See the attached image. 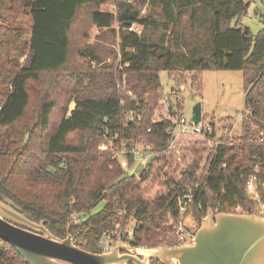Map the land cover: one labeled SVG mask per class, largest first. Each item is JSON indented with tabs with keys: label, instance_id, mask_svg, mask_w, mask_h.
Here are the masks:
<instances>
[{
	"label": "trees",
	"instance_id": "16d2710c",
	"mask_svg": "<svg viewBox=\"0 0 264 264\" xmlns=\"http://www.w3.org/2000/svg\"><path fill=\"white\" fill-rule=\"evenodd\" d=\"M105 1L0 0V197L10 198L28 218L43 220L53 235L70 233L76 245L91 252H100L102 230L115 220L124 225L126 217L115 213L119 207L133 212L135 244L175 245L162 223L168 212L177 213L175 195L186 185L200 190L191 205L200 215L208 207L254 213L246 181L255 166L264 175V140L258 141L250 121L242 119L238 139L220 136L219 144V132L231 128L232 118L223 119L218 130L210 120V135L180 132L173 137L167 131L171 118L151 121L153 110L163 107L157 103L159 72L199 69L241 70L245 109L254 116L252 122L264 121V24L254 38L248 27L230 24L246 10L247 0H160L167 34L157 41L128 29L133 22L143 28L149 24L128 7L118 14L93 10L96 26L118 23V63L86 69L77 79L72 108L62 110L45 133L55 103L42 100L37 111L31 108L30 83L65 68L77 10ZM183 9L190 12L189 34L179 25ZM26 29L28 39L22 38ZM25 49L26 60L19 64L12 52ZM125 110L139 117L126 123ZM106 136H115L114 141L143 136L153 155L139 173L125 174L112 151L98 147ZM99 202L102 206L93 211ZM0 264L28 263L0 239Z\"/></svg>",
	"mask_w": 264,
	"mask_h": 264
},
{
	"label": "rangeland",
	"instance_id": "374dc122",
	"mask_svg": "<svg viewBox=\"0 0 264 264\" xmlns=\"http://www.w3.org/2000/svg\"><path fill=\"white\" fill-rule=\"evenodd\" d=\"M247 1L249 2L246 10L241 15L232 18L230 24L248 27L254 38L259 34L264 24V0ZM127 7L136 11L138 17H145L149 21L145 28L139 26V33L148 35L149 40L157 41L159 36L164 37L167 34L165 31V23L167 22L161 10L160 0H106L101 4L81 6L77 10L70 29L71 52L67 65L59 71L43 73L39 80L30 83L31 108L37 111L42 100L53 99L55 103L50 114L51 124L45 133L52 131V121L60 116L62 110L66 109L68 112L72 108L77 79L86 69L118 63L120 57L118 23L113 22L110 26L104 27L96 26L91 21L92 11H108L118 14ZM175 12L176 9H174L173 14ZM179 13H181L179 25L186 29V34H189L190 12L183 9ZM195 31L202 34L204 30L197 26ZM29 34V29L24 30L22 38L28 39ZM88 51L92 52L91 57L87 54ZM12 55L19 64H23L27 57V49L22 54L12 52ZM196 79L198 80L196 81ZM159 82L157 103L161 104L165 99H169L173 103L170 108L173 120L174 118L177 120L178 116H183L188 121L191 117L192 106L199 101L203 120H212L218 130L220 122L229 117L234 120V131L239 132L240 118L243 112H246L241 70H184L179 75H171L166 70H161ZM65 98H68L66 103ZM76 139V137H72L71 142L76 143ZM41 141H43L42 138ZM147 161L148 159L141 162L135 172L139 173ZM185 188L191 187L186 185ZM261 189L263 190L264 187ZM247 194L249 197H253L254 213L264 217V204L259 195H254L248 190ZM101 206L102 202H99L93 211L98 210ZM211 209L214 214L217 213L212 207ZM206 213L207 210L200 215L193 206L188 208L187 215H189V221L194 231L200 226Z\"/></svg>",
	"mask_w": 264,
	"mask_h": 264
},
{
	"label": "water",
	"instance_id": "95a60500",
	"mask_svg": "<svg viewBox=\"0 0 264 264\" xmlns=\"http://www.w3.org/2000/svg\"><path fill=\"white\" fill-rule=\"evenodd\" d=\"M190 118L195 123L201 120L199 101L192 106ZM0 239L9 242L28 264H115L123 257L143 264L134 256H119V250H135L145 259L164 264H264V217L224 211L214 214L211 207L191 243L142 248L124 244L119 237L113 249L96 253L76 245L70 233L63 238L53 235L43 220L28 218L10 198L1 196Z\"/></svg>",
	"mask_w": 264,
	"mask_h": 264
},
{
	"label": "built area",
	"instance_id": "2783aa9c",
	"mask_svg": "<svg viewBox=\"0 0 264 264\" xmlns=\"http://www.w3.org/2000/svg\"><path fill=\"white\" fill-rule=\"evenodd\" d=\"M140 24L137 22H133L128 29L132 30L136 33H139ZM162 109L157 107L153 110V116L151 121L156 122L165 118H171L173 122V127H168L167 131H169L172 135H176L180 132H193L200 133L202 135H210L212 132V124L207 121L201 120L195 123L191 118L187 121L183 116H178L176 118L171 117L172 114L170 112V108L173 103L170 102L169 99H165L162 103ZM125 122L128 123L138 118L139 116L135 115L132 110H125ZM247 119L251 122V130H257L258 141L261 142L264 140V121L260 123L252 122L254 120V116L252 113L247 110L244 112L240 118V127L239 132L234 131V122L230 129H225L219 132V136L216 139V144L222 142V139H230L231 141L234 139H238L241 135V122L242 119ZM151 131V126L146 128V132ZM115 137V136H114ZM113 136H106L98 145L100 149L110 150L113 153V158L119 163L120 167L123 169L125 174H133L136 173L135 170L137 166L141 162H145L146 159L148 161L153 155V146L152 144L143 136L140 137H123L118 141H114ZM147 161V162H148ZM147 164V163H146ZM145 164V165H146ZM264 168V163H263ZM263 174L258 166H255L253 172L248 176L246 181V188L248 191L254 193V195H259L258 188L256 187H264ZM200 192L198 186L191 187L186 189L182 193H178L175 195L176 205H177V213L173 215L171 212H168L165 220L163 221V225L169 227L168 233L171 235L173 241L176 243L175 245H181L186 243H191L193 241L194 230L191 222L189 221V215H187L188 208L191 207L194 201L195 193ZM199 194V193H197ZM253 198V197H251ZM116 216L118 217H126L124 225H121L119 220H115L113 226L108 229L102 230L99 240L97 242V248L100 252H106L116 245L118 238L127 245L131 246H143L137 245L133 242V231L136 225V221L133 216V212L126 213L122 207H119L115 211ZM71 220L73 222H77L76 216H72Z\"/></svg>",
	"mask_w": 264,
	"mask_h": 264
},
{
	"label": "flooded vegetation",
	"instance_id": "af4514ba",
	"mask_svg": "<svg viewBox=\"0 0 264 264\" xmlns=\"http://www.w3.org/2000/svg\"><path fill=\"white\" fill-rule=\"evenodd\" d=\"M149 246L143 245L142 248H147ZM142 252H144V254H146L148 252L147 249H144ZM96 253H101V252H96ZM118 255H124V256H134L137 260H139L140 262H142L143 264H164L162 261L155 259V258H149V259H145L143 258V256L141 254L138 253V251L135 250H130V252H126L124 250H119L118 251ZM121 264H135L131 259H127L125 257L122 258V262Z\"/></svg>",
	"mask_w": 264,
	"mask_h": 264
}]
</instances>
